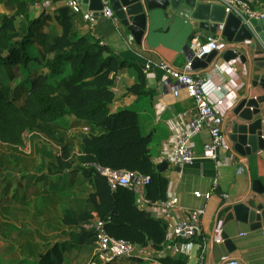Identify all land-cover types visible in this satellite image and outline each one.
<instances>
[{"label": "trees", "instance_id": "obj_1", "mask_svg": "<svg viewBox=\"0 0 264 264\" xmlns=\"http://www.w3.org/2000/svg\"><path fill=\"white\" fill-rule=\"evenodd\" d=\"M13 3L15 13L4 14L0 20V142L20 146L30 131L64 141L58 123L72 116L73 126L86 125L93 130L101 129L102 133L82 132L78 136V149L84 156L72 155L73 139L65 142L63 156L48 153L41 174L19 176L11 197L14 180L0 178V205L19 196L24 197L20 201L25 205V193L29 191L27 196H31L36 181L48 182L49 187L35 194L47 203L54 201L59 205L62 221L70 229L66 232L70 240L58 241L38 253L30 245L37 264H67L71 253L66 251H71L72 246L88 247L94 243L93 232L78 228L80 223L92 218L104 219L115 237L143 246L151 241L161 250L167 241V223L139 210L132 190L122 185L112 190L93 166L83 165L98 162L149 174L147 197L152 201L167 199L169 179L158 171L153 161L151 137L143 135L137 112L132 108L118 112L110 109L115 100L112 74L136 64L101 45L94 36L82 34L76 27V13L66 6L52 13L44 6L32 18L31 7L42 5V0H13ZM13 67L22 69L27 76L12 89L9 83L16 76ZM141 86L142 83L137 88ZM204 166L209 174L216 173L214 162L207 161ZM80 176L83 183L76 188ZM23 182L27 191L21 188ZM87 183L91 189L85 193ZM46 208L41 206L39 212ZM41 245L50 246V243ZM162 259L182 264L167 257Z\"/></svg>", "mask_w": 264, "mask_h": 264}, {"label": "crops", "instance_id": "obj_2", "mask_svg": "<svg viewBox=\"0 0 264 264\" xmlns=\"http://www.w3.org/2000/svg\"><path fill=\"white\" fill-rule=\"evenodd\" d=\"M198 3L219 5L216 0H198ZM261 4V9L264 10V1H261ZM60 6H63L62 2H54L45 7L52 13ZM42 8L44 6L36 5L31 12H34V9L42 11ZM75 20L76 27L82 34L94 36L99 39L101 45L107 46L115 54L136 64V66L122 67L116 74H112L115 76L112 86L115 91V100L110 106L111 112H118L125 108H132L137 112L143 135L151 137L149 147L156 166L163 161H167L169 164L168 169L164 171L169 179L167 199L178 197L181 206V209L173 211L170 216L173 220L194 217L199 220L202 227L201 235L191 241L176 240L167 223V241L160 254L182 264H221L229 258L239 260L240 264H264V227L252 230L249 223L236 219L225 223V217L229 210L251 193L253 180L259 179L264 183V158L260 155L261 151L250 155L243 161L227 145L229 135L232 133L230 124L237 119L233 110L253 87L254 63L250 60L243 62L240 58L231 61L225 60V51L236 47L230 45L222 36L221 29L218 30L216 37L198 35L201 40L219 39L218 55L206 68L208 80L205 85V95L225 115L224 141L219 148L217 161L206 160L202 166V160L199 158L191 165L180 166L176 162L175 148L181 133L188 129V118L179 117L178 114L190 109L193 106V101L186 89L171 79L161 69L159 63L165 61L178 68L186 64L189 60V51L185 47L190 43L194 33L191 23L181 18L171 21L162 10L151 11L143 44L138 45L133 36L115 17L112 19L100 16L95 20L92 28L89 27L81 14H76ZM147 68L148 71L145 72L144 70ZM141 76L145 78V82L142 81ZM141 83L142 86L137 88ZM175 89H179L178 95L175 94ZM258 89L260 92H264L261 86H258ZM261 108L262 113L259 117H262L264 121V104L261 105ZM67 118L72 122L75 120L73 116ZM92 131L94 134L102 133L101 129H92ZM81 133L82 131H80ZM210 141L211 134L206 128L193 136L191 146L198 157L202 156L205 146ZM169 158L171 161L168 160ZM207 161L215 163V174L211 175L205 170L204 165ZM240 167L244 168L243 172H239ZM32 174L39 175L41 172L39 170ZM215 181H217V189L209 198L204 197L205 194L212 191ZM17 184L18 178L14 188ZM24 184L23 182L21 188L27 191ZM46 187H49L48 182L38 179L31 188V196H27L29 191L25 193V198H27L25 205H28L29 201L33 207V215L35 217L38 215L42 221L45 220V225L50 229L51 235L60 234L62 237L59 238L56 235V239L52 241H45L46 238L43 239V237L41 240L34 239L29 236L31 232L27 230L29 227L19 226L17 233L19 235L27 233L26 237L16 238L18 244L7 238H1L3 241L0 240V264H37V259L31 250H35L37 253L42 252L45 251L43 250L45 247L50 248L58 241L70 240L66 235L70 229L62 221L63 213L62 210L60 211L59 205L54 201L50 202L59 209V211L56 210L59 212L56 214L54 213L56 211L50 207V203L45 202L39 194H35V191L42 192ZM195 192H200L203 197L196 196ZM224 194L229 197L225 198ZM20 198L24 197L19 196L15 203L23 205ZM261 199L264 202V198L261 197ZM10 201L0 205V208H3L2 213L9 212ZM44 205L48 208L39 212L41 206ZM147 213L151 214L149 216L156 217L154 213L149 211ZM57 220L61 223L56 222ZM12 227L11 222L0 221V234L14 235L13 232H10ZM31 229H36V226L34 225ZM4 242L6 244L3 246ZM45 243H50V246L41 245ZM15 244V248L20 247V253L23 255L18 259H14L10 253ZM91 244L93 246L88 245V249L84 245L72 246L71 251H66V254L71 253L67 264H77V260L85 249L91 250L90 256H92L95 241ZM30 245H32L31 250ZM176 248L181 251H176ZM112 264L155 263L133 257L123 258Z\"/></svg>", "mask_w": 264, "mask_h": 264}, {"label": "built area", "instance_id": "obj_3", "mask_svg": "<svg viewBox=\"0 0 264 264\" xmlns=\"http://www.w3.org/2000/svg\"><path fill=\"white\" fill-rule=\"evenodd\" d=\"M54 2H62L63 6L68 7L72 12L81 14L90 28L94 26L96 20L95 13L90 10H84L83 0H42V5L49 6ZM216 2L225 7L227 14L233 13L238 16L246 26L251 27L252 19H264V10L261 9V0H216ZM103 3V16L113 19L114 14L110 0H103ZM220 26L222 28V25ZM218 49L219 39L208 38L207 40H201L197 37L189 43L191 59L188 60L183 67H174L165 61L159 63L161 69L164 70L171 79H174L186 89L193 101V106L190 109L178 114L179 117L188 118V129L181 133L175 148L177 157L176 162L180 166L191 165L199 158H201V165L203 166L204 161H217L219 158L218 151L224 141L225 115L217 105L211 103L206 98L205 85L208 80L207 67L195 68L193 65L194 59H201L203 55L210 54ZM144 71L147 72L148 68ZM175 94H179V89H175ZM75 127L85 134L90 135L93 133L89 126L81 125ZM204 128L209 130L211 141L205 146L202 156L198 157L191 146V142L193 136ZM25 136L30 137V144L35 143V141H33L35 137L37 140L50 146L53 150L52 152L56 156H63L64 147L55 142L48 135L38 131H30L27 132ZM72 155L79 157L84 156L85 153L75 148ZM168 160L171 161L170 158ZM83 165L93 166L96 171L107 180L112 190H116L122 185L136 193L137 208L141 211L154 213L157 218L168 223L171 234L176 240L191 241L201 235L202 227L198 219L191 217L181 219L175 218L176 220H173L170 216V214H173V211L175 212L181 209L178 197H171L164 201H152L147 197L145 189L151 181V176L149 174L127 168L116 169L98 162ZM243 170V167L239 168V172H243ZM216 189L217 181H215L212 191L205 194L204 197L209 198ZM195 195L203 197L200 192H195ZM224 197L228 198L229 196L224 194ZM78 228L80 230L91 231L95 236V248L87 264H112L120 259L133 257L152 261L155 264H175L164 261L162 259L164 256L160 254L161 250L156 249L151 241L143 246L130 240L113 236L108 231L104 219H88L80 223ZM176 251L181 250L176 248ZM221 264H240V261L235 258H229Z\"/></svg>", "mask_w": 264, "mask_h": 264}, {"label": "water", "instance_id": "obj_4", "mask_svg": "<svg viewBox=\"0 0 264 264\" xmlns=\"http://www.w3.org/2000/svg\"><path fill=\"white\" fill-rule=\"evenodd\" d=\"M110 3L114 17L138 45L143 44L149 13L154 10H162L171 21L176 18L189 21L194 28L191 40L198 35L216 37L218 30H222V36L236 47L225 51V60L240 58L243 62L250 60L255 65L253 87L233 110L237 119L230 124L232 133L227 145L243 161L259 151L264 158V121L259 117L261 105L264 104V92L258 89L261 86L264 90V19H252L249 27L235 14H227L224 6L198 3V0H110ZM83 8L93 11L97 19L103 16L104 3L103 0H83ZM185 49L189 51V44ZM217 55L218 50H215L201 59H194L193 65L195 68H206ZM188 56L190 60V51ZM168 167L167 161L157 165L160 172L166 171ZM145 194H148V188ZM261 197L264 198V183L259 179L253 180L251 193L229 210L225 223L236 219L249 223L252 230L263 228L264 202Z\"/></svg>", "mask_w": 264, "mask_h": 264}, {"label": "rangeland", "instance_id": "obj_5", "mask_svg": "<svg viewBox=\"0 0 264 264\" xmlns=\"http://www.w3.org/2000/svg\"><path fill=\"white\" fill-rule=\"evenodd\" d=\"M33 8L34 7H31V10ZM15 10H16V6L13 3V0L0 1V20L4 14L13 15L15 13ZM39 11L41 12V10L39 9H36V10L34 9V12L33 11L31 12L32 14L31 17L33 18L36 15H38ZM20 20L21 19L19 17L16 20L18 25L20 24ZM12 73L16 75L9 83L10 87L13 89L20 81L26 78L27 74L25 73V71L17 67H13ZM73 125H74V122H72V120L68 118H64L60 120L58 123L59 132L62 136H64L65 138L64 141H59L58 139H55L54 137H51V136L49 137L52 138L55 142L61 144L63 147L65 146V142L69 141V139H73V143H72L74 146L73 150L75 148L78 149L79 148L78 136L80 135V130ZM33 141H35V143L30 144L29 143L30 137L25 136L24 144L20 146H13V147L0 142V178L11 177L14 180L13 187H11L10 197L13 194V191H14L13 188H14L16 179L19 176H21V174H24L29 171L31 173L38 172L43 167V162L49 158L47 154L48 153L53 154L52 152L53 150L50 148V146L46 145L44 142L37 140V138L35 137L33 138ZM78 182L79 183L77 184L76 188L79 186L80 182L83 183L82 176L79 177ZM84 186H86L87 188L85 193L89 192L91 189L90 185L87 183L86 185L84 184ZM10 203H11V206L9 207V212L2 213L3 208H0V221L11 222L13 224V227L11 228L10 232H13L12 234L14 235L6 236L3 234H0V240H2L1 238L3 237L5 239L7 238L13 243H16L18 242L16 241L17 240L16 238L22 239L23 236L26 237L27 233L20 234V235L17 233V229L19 228V226L29 227V229H27L31 231V232L29 231L30 232L29 236L33 237L34 239L38 238L39 240H41L42 239L41 237H43V239L46 238L45 241H52L56 239L57 234L56 235L50 234L51 231L45 225V222H44L45 220L42 221V219H40L38 215H36L37 217L33 215V207L31 204L20 205V204L15 203V200L10 201ZM53 204L50 203V207H52V209H54L55 211L56 210L59 211V209ZM61 210L62 209H60V211ZM58 211L54 213L57 214ZM37 220H39L40 222ZM56 222L61 223V221L59 222L58 220ZM34 225L36 226V229H31L33 228ZM57 236L59 238L62 237L60 234H58ZM4 244H6V242L3 243V246ZM16 244L13 245L14 246L13 251L10 252L11 256H13L14 259H18L23 256L20 253V249H19L20 247L15 248ZM91 246H93V244H91ZM87 249L83 251V253L81 254V257L77 260V264L88 263L89 260L87 261V259L91 257L90 256L91 250L87 251ZM43 250H48V249H46L45 247V249ZM86 255L88 256L86 257Z\"/></svg>", "mask_w": 264, "mask_h": 264}]
</instances>
